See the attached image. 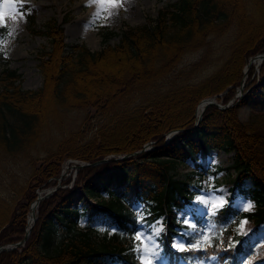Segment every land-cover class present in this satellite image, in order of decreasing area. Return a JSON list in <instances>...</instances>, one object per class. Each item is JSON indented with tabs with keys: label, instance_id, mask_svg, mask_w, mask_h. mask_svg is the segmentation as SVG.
Returning <instances> with one entry per match:
<instances>
[{
	"label": "trees",
	"instance_id": "1",
	"mask_svg": "<svg viewBox=\"0 0 264 264\" xmlns=\"http://www.w3.org/2000/svg\"><path fill=\"white\" fill-rule=\"evenodd\" d=\"M247 2L261 21L243 37ZM25 17L29 32L45 36L48 42L36 53L42 83L36 90H23L16 69L2 70L0 164L5 168L10 161L27 157L41 134L58 125L72 109H93L100 118L92 136L84 137L71 128L45 156L39 160L31 157L34 168L28 179L17 183V176H8L7 194L0 192V244L19 243L24 237L26 216L37 190L57 184L64 159L90 163L77 168L72 187L62 186L72 177L64 178L38 203L30 234L20 246L1 251L0 264H138L129 237L139 226L132 206L140 202L149 213L146 222L165 216L159 245L167 264H199L212 256L217 264H264V243L250 242L235 232V224L243 218L252 220L255 227L264 223V125L240 121L237 108L245 103L242 99L224 109L206 106L195 126V109L201 99L233 92L242 84L250 58L264 51V0H178L160 9L153 21L122 29L117 43L97 51L84 43L65 42L62 23L55 17L41 28L35 27L34 11ZM232 26L236 35L230 41L231 51L211 77L199 85L167 88L160 84L189 49L203 46L209 35ZM255 67H248L250 74ZM257 76L250 85L264 81V60ZM157 85L153 97L125 106L123 117L116 118L117 104L129 105L143 90ZM184 96L180 110L165 113ZM232 96H224L223 103ZM43 98L55 109L50 116L53 122L42 119ZM126 116L140 120L139 127H120ZM214 148L233 153L228 167L234 173L232 185L255 204V210L244 212L231 203L224 205L215 217L205 219L212 224L215 237L211 246L207 243L210 233L205 231L201 250L180 252L171 245L184 228L176 222L177 211L192 202L197 189H191L187 179L175 177L176 166L187 159L194 161L198 155L202 164L195 165L208 172L205 159ZM127 153L136 154L95 164L109 154ZM77 189L96 200L76 206ZM193 217L200 231L203 218ZM183 239L189 248L198 243L195 234ZM241 240L244 243L230 248Z\"/></svg>",
	"mask_w": 264,
	"mask_h": 264
},
{
	"label": "rangeland",
	"instance_id": "2",
	"mask_svg": "<svg viewBox=\"0 0 264 264\" xmlns=\"http://www.w3.org/2000/svg\"><path fill=\"white\" fill-rule=\"evenodd\" d=\"M178 0H115L117 5L113 9L107 7L101 12L100 16L96 19L92 18V14L96 11V5L92 4L90 0H16L17 4H23L24 8L20 9L24 12V18L17 17L6 18L5 29L0 27V74L5 68L17 69V72L21 75L19 81L20 87L23 90L30 89L36 90L41 87L42 75L38 68L37 51L42 47L48 46L46 37L32 34L28 30V21L26 20V14L35 12V27L41 28L44 23L50 18H56L63 24L65 39L68 44H75L77 42L84 43L88 48L93 51L100 50L105 45L115 44L119 41V34L121 30L127 26L143 25V23H149L157 16V12L163 9L169 4H173ZM249 2L245 3L244 8V24L242 25V36L245 37L248 32L253 30L256 25L261 21L260 15L256 14V10L251 7ZM7 8V5H5ZM91 31L87 35V31ZM234 27H228L224 29L220 34L209 35L205 44L199 46V48H191L186 54L182 56L177 66L172 72H170L165 78H163L161 85L173 88L178 85H199L201 82L211 77L222 65L223 61L228 58V54L231 51V39L235 37ZM86 33V36L83 34ZM106 36V39H104ZM241 36V37H242ZM254 64V60L251 61ZM255 72L249 73V68H244V80L240 86L234 87L233 92H224L219 94L214 100L221 107L234 106L239 104V100H244L245 103L238 106V117L240 121L252 125H264V81L259 79L254 85H250L260 69L259 63H255ZM99 64L96 69L99 73ZM232 68V66H230ZM230 69V68H229ZM95 70V72H97ZM255 74V76H254ZM248 86V89L246 88ZM146 88L143 93L138 94L135 99L129 103V105L117 104L114 108L116 118H121L122 111L125 106H135L139 103H144L147 99L153 97V89ZM144 91H147L144 93ZM157 92V91H156ZM233 93V96L228 99L227 103H223L224 96H228ZM187 94V93H186ZM184 93V95H186ZM188 96V95H187ZM180 99L179 104L171 107L169 111L175 113L185 104V97ZM214 96V95H212ZM175 98V97H174ZM42 119L44 122H53V112L55 111L52 103L48 99L43 98L41 101ZM181 105V106H180ZM180 106V107H179ZM168 107V106H167ZM220 107V108H221ZM174 108V109H172ZM223 109V108H222ZM173 113V114H174ZM51 116V117H50ZM118 116V117H117ZM65 118V116H64ZM99 115L93 111V109L86 110H70L66 114V118L59 122L58 125L51 126L47 132L41 134L38 139V144L35 149H32L27 157L21 158L16 162L10 161L4 168L0 164V192L7 194L8 176H17V183H21L22 180L28 179L30 173H32L34 165L32 160H39L47 154V151L54 148L58 140L70 132V129L80 130L82 136H92L95 126L99 122ZM120 127H125L128 124H134L139 127L141 121L130 119L128 116L120 120ZM152 148V147H151ZM109 155H124V154H109ZM209 155V154H208ZM197 163H200L199 158L196 159ZM195 161V162H196ZM76 158H66L62 161L61 177L58 178L57 184H61L64 178L71 176V180L67 185L73 186V179H75L77 173L76 164L83 163ZM233 162L232 153L215 152L214 155H209L206 158L205 167L208 172L202 171L200 167H197L194 162L190 160L183 161L176 166L175 177L178 179H187L191 189H197L195 196L192 198V202L184 207H192L197 197L203 200H210L208 208L210 211H215L216 208H220L228 202H231L235 208L238 209V205L243 202L244 204L251 203L253 205L250 211L254 210V203L241 195L237 190L232 189V179L234 173L232 169H228L229 165ZM202 174L201 176L199 174ZM188 176V177H187ZM249 185V182L246 183ZM54 187L52 184L47 188ZM218 190V191H217ZM38 191V190H37ZM76 197L74 204L80 206L85 200L95 201L94 196L84 193L83 190L77 189L75 191ZM139 208L143 213V216H148L149 213L143 212V204L136 203L133 205V209ZM246 211V212H250ZM177 220L180 211H177ZM200 216L204 218L203 205H197L195 209L189 213L188 219L190 223L195 224L192 219L193 216ZM247 223H243L244 221ZM159 222L164 227L163 217H157L152 222L148 223L144 221V231H149V226ZM202 229H207L211 226L210 222L202 220ZM180 223V222H179ZM241 224H243V232L247 233V236L239 234ZM182 226H186L182 224ZM181 229L179 233L182 231ZM163 231V230H162ZM159 233L158 241L161 237ZM235 232L238 236H243L250 242H255L258 245L264 243V223L255 227L253 221L247 219H240L235 224ZM174 236L176 240H181V236ZM172 240V244L174 241ZM184 244V240H183ZM185 246V245H184ZM139 261V260H138ZM208 264H217V259H209ZM140 264V261H139ZM201 264H203L201 262Z\"/></svg>",
	"mask_w": 264,
	"mask_h": 264
},
{
	"label": "snow or ice",
	"instance_id": "3",
	"mask_svg": "<svg viewBox=\"0 0 264 264\" xmlns=\"http://www.w3.org/2000/svg\"><path fill=\"white\" fill-rule=\"evenodd\" d=\"M90 2L97 6L96 11L92 14L93 19L99 17L105 7L111 10L117 6L115 4V0H90ZM5 5H7V8L5 7ZM23 8L24 5L17 4L16 0H0V27H6V23H5L6 18L18 16L20 19H23L25 13L20 11V9ZM209 203L210 200L201 201V199L197 197V200L193 202L192 207L185 208L180 211L178 222L185 224L188 227L184 228L179 233V235L181 236V240H176L174 238L172 244L173 248H176L180 252L201 250V244L205 242V238H204L205 229H201L200 231H197L196 225L190 223V221L186 219V217H188L189 213L192 212L197 205H201V204L203 205V212L205 219H207L209 216L215 217L219 212V208H216L215 211H210L208 208ZM237 207L239 210L242 211H250L253 205L250 202L247 204L241 202ZM134 211L137 213L136 223L139 226L134 230L133 235L129 237V239L132 241L131 250L137 254V258L140 261V264H167L168 258L163 254V250L160 248L158 241L159 233L163 230L162 225H160L159 222H157L154 225H150L149 231L146 233L144 231L143 213L140 211L139 208L134 209ZM192 219L194 220L195 217H192ZM243 223H247V221L245 220ZM242 229H243V224H241L240 230H238L239 234L247 236V233L243 232ZM111 231H115V230H111ZM207 231L210 233L209 236L207 237V243L208 246H211V241L212 239L215 238L211 234V226L207 229ZM218 231L222 233L223 229H218ZM193 234L196 235L198 243L192 245V247L190 248L185 247L183 244V237L190 236ZM242 243H244L243 240L231 243L230 248H235L238 244H242ZM224 251H227V249H224ZM261 251H264V246L261 247ZM210 259H216V257H210ZM224 264H227V261H224ZM249 264H252V262H249Z\"/></svg>",
	"mask_w": 264,
	"mask_h": 264
},
{
	"label": "water",
	"instance_id": "4",
	"mask_svg": "<svg viewBox=\"0 0 264 264\" xmlns=\"http://www.w3.org/2000/svg\"><path fill=\"white\" fill-rule=\"evenodd\" d=\"M256 58L263 59V58H264V52H262V53H258V54L256 55ZM216 96H217V95L212 96V98L202 99V100H201V103H204V107H203V109L205 108L206 105H211L212 103L217 104L216 100H214V98H215ZM201 103H200V104H201ZM219 107H221V106H219ZM223 107H224V106H223ZM223 107H221V108H223ZM225 107H226V106H225ZM199 119H200V117L197 119V121H199ZM197 121H196V122H197ZM106 160H107V158L102 159V160H99V161H97V163L105 162ZM84 164H86V163L81 164V166H83ZM52 189H54V187H52L51 189H45V190H42V194L38 195V196H37V199L34 200L33 202H34L35 204L39 203V202L41 201V199H43L44 197H46V195H48V194L51 193ZM32 204H33V203H32ZM31 207H32V205L30 206L29 214L31 213V209H32ZM32 219H33V220H32V222H31V224L27 226V229H26L27 232H26L25 236L23 237V239L21 240V243L25 242V239H26L27 236L29 235V233H30V231H31L30 229H31L32 223H33L34 220H35V216H33ZM21 243L0 244V252L3 251V250H10V249L16 247L17 245H20Z\"/></svg>",
	"mask_w": 264,
	"mask_h": 264
},
{
	"label": "bare ground",
	"instance_id": "5",
	"mask_svg": "<svg viewBox=\"0 0 264 264\" xmlns=\"http://www.w3.org/2000/svg\"><path fill=\"white\" fill-rule=\"evenodd\" d=\"M90 32L91 31H87V35L88 34H90ZM83 36H86V33H84L83 34ZM256 61H258V60H256ZM203 105H204V103H201L198 107H197V109H196V112H197V115L199 116L202 112V108H203ZM215 152H220L219 150H216V149H214V150H212L211 152H210V154L211 155H214L215 154ZM32 209H31V213L29 214V216H28V225H30L31 224V222H32V218H33V216H34V214H35V211H36V204L35 203H33L32 204V207H31Z\"/></svg>",
	"mask_w": 264,
	"mask_h": 264
}]
</instances>
